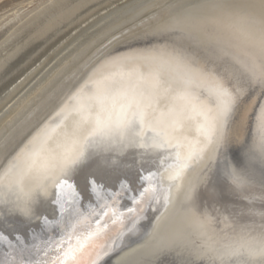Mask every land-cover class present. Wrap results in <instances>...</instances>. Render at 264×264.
<instances>
[{
	"label": "bare ground",
	"instance_id": "obj_1",
	"mask_svg": "<svg viewBox=\"0 0 264 264\" xmlns=\"http://www.w3.org/2000/svg\"><path fill=\"white\" fill-rule=\"evenodd\" d=\"M2 9L0 264L113 207L140 264H264V0Z\"/></svg>",
	"mask_w": 264,
	"mask_h": 264
},
{
	"label": "snow or ice",
	"instance_id": "obj_2",
	"mask_svg": "<svg viewBox=\"0 0 264 264\" xmlns=\"http://www.w3.org/2000/svg\"><path fill=\"white\" fill-rule=\"evenodd\" d=\"M126 222L124 213H117L113 207L98 220L86 223L83 232H73L55 245L49 246L40 253L36 264H140L136 259L137 250L126 244L132 228L140 224L142 210ZM19 223L9 220L13 227ZM123 225L117 233V242L108 243V225ZM27 231V229H26ZM127 234L125 239H121Z\"/></svg>",
	"mask_w": 264,
	"mask_h": 264
},
{
	"label": "rangeland",
	"instance_id": "obj_3",
	"mask_svg": "<svg viewBox=\"0 0 264 264\" xmlns=\"http://www.w3.org/2000/svg\"><path fill=\"white\" fill-rule=\"evenodd\" d=\"M22 0H5L4 2L0 3V10L3 8H10L11 5L16 4L17 2H20ZM2 9V10H3ZM3 12V11H2ZM0 11V14L2 13ZM14 19V18H13ZM12 20V19H11Z\"/></svg>",
	"mask_w": 264,
	"mask_h": 264
}]
</instances>
